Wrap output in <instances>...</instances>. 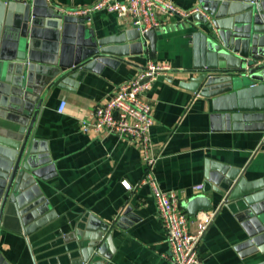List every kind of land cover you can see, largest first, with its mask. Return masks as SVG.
Wrapping results in <instances>:
<instances>
[{
	"label": "crops",
	"instance_id": "crops-1",
	"mask_svg": "<svg viewBox=\"0 0 264 264\" xmlns=\"http://www.w3.org/2000/svg\"><path fill=\"white\" fill-rule=\"evenodd\" d=\"M96 1L48 2L53 7L73 9ZM170 1L184 10L200 7L199 0ZM81 18L95 40H108L110 47H119L116 41L135 30L106 11ZM194 31L190 23L170 18L160 28L155 57L147 46L141 55L123 58L116 68L105 66L100 72L80 76L74 90L51 88L37 137L46 142L55 168L48 173L49 180H38L49 203L42 218L53 216L28 236L0 228V251L9 264H79L80 260L81 264H173L152 190L142 183L146 169L138 146L117 135L97 136L81 128L82 119L91 115L96 105L119 85L138 76L150 61L166 66L144 94L155 121L151 136L159 158L154 172L165 191L179 194L184 209L193 197L210 199V209L189 214L192 231L196 230V214L217 211L199 246L203 263L263 262L264 255L255 252L256 246H243L251 237L235 202L214 191L206 173L211 164L220 163L240 169L249 181L264 178V129H234L226 116L227 101L217 100L221 96L204 97L200 90L183 86L196 76L187 72L194 63ZM63 100L67 105L60 112ZM246 123L234 125L243 127ZM257 123L251 121L249 125ZM124 182L133 188L126 189ZM199 184L205 189L198 193L194 187ZM232 203L235 205L228 207ZM91 217L109 227L104 242L110 259L103 256L94 261L96 251L88 250L90 237L99 232L92 229ZM108 234L112 246L106 241Z\"/></svg>",
	"mask_w": 264,
	"mask_h": 264
},
{
	"label": "water",
	"instance_id": "water-1",
	"mask_svg": "<svg viewBox=\"0 0 264 264\" xmlns=\"http://www.w3.org/2000/svg\"><path fill=\"white\" fill-rule=\"evenodd\" d=\"M203 13L187 23L192 35L196 76L183 86L204 97L227 101V119L234 129H264V0H199ZM85 20L63 14L47 0H0V228L28 236L47 219L49 203L38 180L50 179L54 164L46 142L37 137L45 97L53 86L74 90L80 76L116 68L125 57L141 55L148 46L156 56L160 29L142 35L127 31L119 47L95 40ZM129 42V44L127 43ZM216 101V100H215ZM246 121L235 126L236 122ZM259 122L249 125V122ZM206 178L214 191L235 202L251 240L264 255V178L247 180L240 169L220 163L207 167ZM208 184V185H209ZM207 185V186H208ZM210 186V185H209ZM210 199L193 197L188 214L211 208ZM234 203L228 207H233ZM90 218L89 251L94 261L106 253L108 226ZM112 237L106 236L111 244ZM85 253V252H84ZM87 254L84 260L88 261ZM83 261H79L81 264ZM0 264H9L0 251ZM97 264H99L97 262ZM261 264H264V260Z\"/></svg>",
	"mask_w": 264,
	"mask_h": 264
},
{
	"label": "built area",
	"instance_id": "built-area-1",
	"mask_svg": "<svg viewBox=\"0 0 264 264\" xmlns=\"http://www.w3.org/2000/svg\"><path fill=\"white\" fill-rule=\"evenodd\" d=\"M19 1L27 3L31 0ZM54 8L66 15L86 18L96 12L106 11L116 15L123 25L138 30L142 35L160 29L170 18H180L186 22L196 13L206 16L200 7L184 10L170 0H98L82 8L66 9L60 5H54ZM165 69L166 66L150 61L138 76L119 85L106 100L96 105L91 115L82 119L81 128L84 132L97 136L117 135L138 146L146 169L142 183L152 190L159 219L166 232L172 263L204 264L199 246L213 224L217 211L196 214V230L192 231L191 216L181 207L179 194L165 191L154 172L159 158L154 152L151 136L155 121L152 106L145 100L144 94L151 89L153 81ZM66 105L67 102L63 100L59 111L63 112ZM261 145L264 147V135ZM124 186L128 190L133 188L126 182ZM204 189V184L194 187L198 193Z\"/></svg>",
	"mask_w": 264,
	"mask_h": 264
}]
</instances>
